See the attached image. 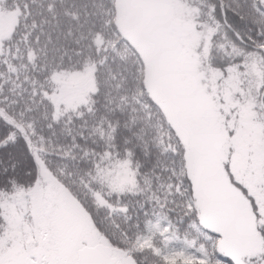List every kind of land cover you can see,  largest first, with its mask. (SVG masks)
<instances>
[{
  "label": "snow or ice",
  "instance_id": "obj_1",
  "mask_svg": "<svg viewBox=\"0 0 264 264\" xmlns=\"http://www.w3.org/2000/svg\"><path fill=\"white\" fill-rule=\"evenodd\" d=\"M0 264H264V0H0Z\"/></svg>",
  "mask_w": 264,
  "mask_h": 264
}]
</instances>
